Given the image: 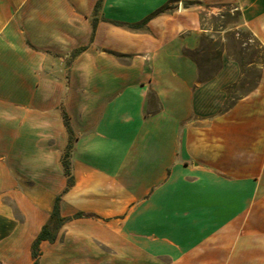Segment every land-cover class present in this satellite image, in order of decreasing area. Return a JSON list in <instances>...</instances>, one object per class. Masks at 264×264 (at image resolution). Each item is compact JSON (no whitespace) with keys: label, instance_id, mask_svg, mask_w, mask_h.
<instances>
[{"label":"crops","instance_id":"obj_1","mask_svg":"<svg viewBox=\"0 0 264 264\" xmlns=\"http://www.w3.org/2000/svg\"><path fill=\"white\" fill-rule=\"evenodd\" d=\"M98 1L0 0V264H34L58 196L91 216L40 264H264V71L228 103L240 64L191 54L203 6L264 46V0Z\"/></svg>","mask_w":264,"mask_h":264},{"label":"rangeland","instance_id":"obj_2","mask_svg":"<svg viewBox=\"0 0 264 264\" xmlns=\"http://www.w3.org/2000/svg\"><path fill=\"white\" fill-rule=\"evenodd\" d=\"M237 11L240 10L232 5L203 6L202 20L205 27L212 31H206L202 35L199 48L191 53L200 65L201 78L217 69L224 55L235 59L239 64V60L242 61V66L240 64L242 75L229 89L228 103L233 101L232 98L236 100L252 90L264 71V60L259 58L263 51L258 47L255 41L257 38L253 33L249 34L247 26L240 25L242 20L238 17Z\"/></svg>","mask_w":264,"mask_h":264},{"label":"trees","instance_id":"obj_3","mask_svg":"<svg viewBox=\"0 0 264 264\" xmlns=\"http://www.w3.org/2000/svg\"><path fill=\"white\" fill-rule=\"evenodd\" d=\"M99 3H100V0L98 1V4ZM157 12H159V11H157ZM236 13H237L238 17L241 18V12L237 11ZM200 20H201V29L203 31L202 35H204V33L206 31H208V32L212 31V29H210L209 27H205V24H204V22L202 20V14L201 13H200ZM146 21L147 20H145V21H143V22H141L139 24L129 25V26L130 27H134V28H139V27H142L145 24ZM240 25H242V23H240ZM213 29H215V28H213ZM215 31H217V29H215ZM248 31H249V34H252V32L249 29H248ZM210 36H212V35H210ZM255 41H257L258 47H260L262 49V51H263L261 57H259V58L264 60V46L259 42V40L255 39ZM216 45H218V44H216ZM239 62L241 64V66H242V61L239 60ZM197 63H198V61H197ZM221 64H222V62H220L218 64L217 69H215L211 73L206 74L205 76H203L202 79H207V78L212 77L219 70V68L221 67ZM256 85H257V83L253 86V88ZM64 121H65V125L67 127V130H68V133H69V140H68L66 151H65V153H64V155L62 157V164H63L64 170H65V173H66V175L68 177V185L70 186V185L73 184V175H72V172H71L70 156H71V149H72V146H73V142L75 140V136H74L72 127L70 125L69 118H68L66 113H64ZM60 198H61L60 196H58L56 198L55 205H54L53 211L51 213L50 220L46 224H44L42 226V229H41L39 235L37 236V238L33 242V245H32V256L34 258V264H40L39 263V258H40V255H41L40 243L42 241H44V240H48L50 242L55 241L56 238H57L58 229L65 222H67L68 220L72 219L73 217L76 218V217H83V216H91V214L84 213V212H78L73 217H63V216H61L60 210H59Z\"/></svg>","mask_w":264,"mask_h":264}]
</instances>
